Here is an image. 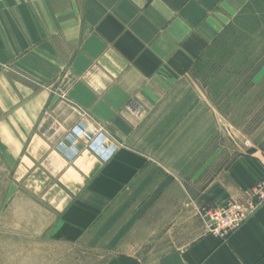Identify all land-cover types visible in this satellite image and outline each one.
<instances>
[{"label": "crops", "instance_id": "0c3cea01", "mask_svg": "<svg viewBox=\"0 0 264 264\" xmlns=\"http://www.w3.org/2000/svg\"><path fill=\"white\" fill-rule=\"evenodd\" d=\"M250 2L0 0V166L22 173L10 189L40 190L30 198L56 210L28 235L44 240L31 264H79L90 252L100 264H264V203L224 239L202 220L246 203L264 176V138L259 149H206L217 119L189 78ZM74 107L103 126L109 159L71 161L57 148ZM36 174L45 180L34 187Z\"/></svg>", "mask_w": 264, "mask_h": 264}, {"label": "rangeland", "instance_id": "374dc122", "mask_svg": "<svg viewBox=\"0 0 264 264\" xmlns=\"http://www.w3.org/2000/svg\"><path fill=\"white\" fill-rule=\"evenodd\" d=\"M192 67L190 84L199 89V98L205 103L207 114L217 119L214 138L206 149L213 148L214 140H219L225 148L239 152L253 147L259 149L264 138V0H251L239 10L226 23L206 54ZM76 109L87 114L79 107ZM126 109L136 117L145 113L143 110V113L132 111L127 105ZM87 115L90 117V114ZM89 124L91 128L104 130L92 119ZM69 131L57 148L62 149L63 156L69 157L68 160L80 162L84 158L83 152L91 150L80 139L72 146ZM44 178L45 175L36 174L30 181L37 187V181ZM21 181V172L14 175L9 173L8 167L0 166V264H31L36 261L38 255L35 249L44 240L28 235L45 229L56 216L53 207L37 205L36 198H30L32 195L35 197V193L40 194V190L10 189L12 183ZM23 192L27 197L22 196ZM12 193L18 196L15 207L14 204L9 206ZM66 194L62 191V203L67 201ZM22 197H25V213L21 211ZM79 257H82L79 264H100L103 259L102 254L91 252L83 256L79 254Z\"/></svg>", "mask_w": 264, "mask_h": 264}, {"label": "built area", "instance_id": "2783aa9c", "mask_svg": "<svg viewBox=\"0 0 264 264\" xmlns=\"http://www.w3.org/2000/svg\"><path fill=\"white\" fill-rule=\"evenodd\" d=\"M60 97L65 99L66 94L64 91H60ZM127 107L140 113L143 110L141 105L135 100H130ZM75 112L78 120L68 133L72 146L77 144L78 139L83 140L86 147L93 153L104 160L109 159L116 147L114 145L109 148L105 147L107 137L104 131L100 128H91L92 125L89 124L91 118L86 113H82L76 108ZM262 203H264V176L249 189L245 204L229 201L207 210L202 217L205 230L218 239H224L246 219L247 215L252 213L259 205L261 206Z\"/></svg>", "mask_w": 264, "mask_h": 264}]
</instances>
